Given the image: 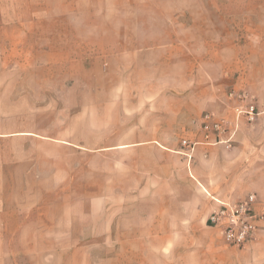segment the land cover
Returning a JSON list of instances; mask_svg holds the SVG:
<instances>
[{"label": "rangeland", "instance_id": "374dc122", "mask_svg": "<svg viewBox=\"0 0 264 264\" xmlns=\"http://www.w3.org/2000/svg\"><path fill=\"white\" fill-rule=\"evenodd\" d=\"M180 6L194 11L181 16L187 27L178 32L189 41L169 61H162L169 53L149 45L171 37L161 27L166 14L123 16L135 29L79 30L78 41L67 45L33 40L0 47V76L11 84L12 71H20L19 92L0 94V195L33 209L35 219L0 232V264H220L221 255L190 253L185 245L172 254L157 234L104 233L108 196L123 197L113 190L123 181L120 146L139 137L125 112L138 108L137 94L148 87L144 76L187 74L181 85L192 86L195 71L236 105L242 97L264 114V0ZM255 264H264V256Z\"/></svg>", "mask_w": 264, "mask_h": 264}, {"label": "crops", "instance_id": "0c3cea01", "mask_svg": "<svg viewBox=\"0 0 264 264\" xmlns=\"http://www.w3.org/2000/svg\"><path fill=\"white\" fill-rule=\"evenodd\" d=\"M188 1L0 0V47L18 48L33 40L67 45L78 41L79 30L135 29L123 16L166 14L168 22L161 27L171 32V37L152 39L149 45L150 51L169 53L162 59L169 61L174 50L179 55L180 46L189 41L178 34L187 27L181 24V16L194 13L180 6ZM101 21L110 26L101 27ZM115 42L110 40L108 45ZM10 59L19 64V57ZM197 75L195 71L189 74L194 76L192 86L181 85L187 74L154 71L144 76L148 87L137 94L138 108L125 112L140 128L139 137L120 146L124 148L123 181L113 190L122 192L123 197L113 200L108 196L103 232L157 234L165 245H171L172 254L174 248L185 245L190 253L193 249L209 256L221 255L220 264H245L244 256L251 259L249 264H255V258L264 256V114L259 112L251 121L245 117L237 120L233 113L236 101L220 86L204 76L199 80ZM165 78L174 82L165 87ZM19 88V69L12 71L11 84L0 76V94L18 93ZM208 112L224 119L226 129L220 139L227 142L204 136L201 116ZM249 193L256 195L253 210L263 219L254 238L236 250L217 228L208 225L207 218L217 208L214 198L237 201ZM30 209L0 195V232L7 231V224L35 221ZM211 264L216 263L212 260Z\"/></svg>", "mask_w": 264, "mask_h": 264}, {"label": "built area", "instance_id": "2783aa9c", "mask_svg": "<svg viewBox=\"0 0 264 264\" xmlns=\"http://www.w3.org/2000/svg\"><path fill=\"white\" fill-rule=\"evenodd\" d=\"M239 99L241 103L233 107L235 118L238 120L245 117L248 121L253 120L258 114L255 105L252 102H244L245 99L242 97ZM201 128L206 139L213 137L214 142L228 141V139H220V134L226 129L225 121L221 117L212 113L202 114ZM255 200L254 193H249L245 198L237 201L214 198L217 208L209 214L208 225L217 228L228 245L242 248L254 238L258 223L263 219V215H259L253 210Z\"/></svg>", "mask_w": 264, "mask_h": 264}]
</instances>
